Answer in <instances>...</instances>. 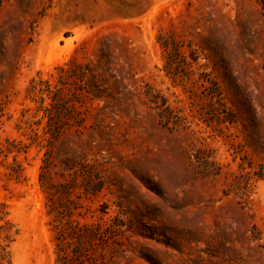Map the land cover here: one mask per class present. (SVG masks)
<instances>
[{
  "label": "rangeland",
  "instance_id": "rangeland-1",
  "mask_svg": "<svg viewBox=\"0 0 264 264\" xmlns=\"http://www.w3.org/2000/svg\"><path fill=\"white\" fill-rule=\"evenodd\" d=\"M0 264H264V0H0Z\"/></svg>",
  "mask_w": 264,
  "mask_h": 264
}]
</instances>
